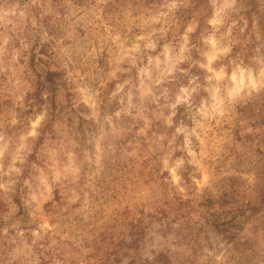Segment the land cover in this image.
Segmentation results:
<instances>
[{
    "label": "rangeland",
    "instance_id": "obj_1",
    "mask_svg": "<svg viewBox=\"0 0 264 264\" xmlns=\"http://www.w3.org/2000/svg\"><path fill=\"white\" fill-rule=\"evenodd\" d=\"M159 254L264 264V0H0V264Z\"/></svg>",
    "mask_w": 264,
    "mask_h": 264
},
{
    "label": "trees",
    "instance_id": "obj_2",
    "mask_svg": "<svg viewBox=\"0 0 264 264\" xmlns=\"http://www.w3.org/2000/svg\"><path fill=\"white\" fill-rule=\"evenodd\" d=\"M196 72H203L205 73V70L201 69L200 67L196 66L195 67ZM45 81L48 83L47 87H46V91L49 93L51 99L53 100V105H55V107H57V98H58V93L59 90L62 87L63 84V80H61V74L58 73L55 70H49L46 73V77H45ZM28 100L31 101H35V102H30ZM26 102L25 107L23 108H19V111H21V114L19 116L20 121H22V118L25 117L26 113H32L34 111V107L37 103L41 104V99L39 97V94L36 93V95L33 96V98L29 99ZM26 107H28L27 111H26ZM208 201L210 203H213V199L212 198H208ZM184 202H179L177 203V210L183 206ZM178 214L176 213L174 217H165L163 218V220L160 222V226L158 231L161 232L162 234H165L167 232L170 231H175L177 232L179 230V228L177 226L174 225V223L178 222V219L180 218H176ZM169 217V218H168ZM211 219L209 218L207 220V223L210 226H214L215 229H219V231H222V233H224L225 237H227L228 239H233L236 232L233 230V227L236 225L235 222L233 220H223L221 219L220 215L217 213V211H213L211 214ZM152 225V224H150ZM162 256L163 254H159L157 256V259L160 260L161 264H170V261L168 260H162Z\"/></svg>",
    "mask_w": 264,
    "mask_h": 264
}]
</instances>
